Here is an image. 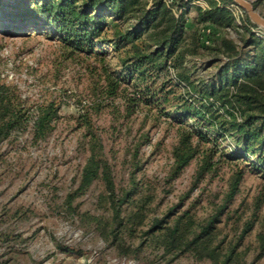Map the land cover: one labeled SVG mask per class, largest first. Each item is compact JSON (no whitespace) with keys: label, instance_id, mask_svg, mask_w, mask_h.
<instances>
[{"label":"trees","instance_id":"trees-1","mask_svg":"<svg viewBox=\"0 0 264 264\" xmlns=\"http://www.w3.org/2000/svg\"><path fill=\"white\" fill-rule=\"evenodd\" d=\"M193 1L0 0V32L44 33L66 49L65 59L94 57L100 67L91 72L103 82L106 96H120L133 108L155 106L178 123L171 177L189 164L200 143L211 144L201 167L208 170L218 139L225 136L234 142H228L225 156L254 157V168L264 171V37L254 32L257 26L245 12L236 22L231 0H202L204 6ZM260 1L251 2L255 10ZM173 8L182 11L175 15ZM190 9L192 23L185 17ZM228 30L237 31L241 43L227 38ZM204 55L197 66L193 58ZM60 107L52 99L32 102L15 84L0 79V148L26 131L32 143L44 141L60 118ZM80 121L88 155L77 186L64 198L68 211L75 212L74 200L100 181L99 202L109 215H90L87 221L121 255L136 254L145 245L174 258L188 254L214 264L237 262L238 243H225L217 223L238 179L224 204L206 218H197L190 208L152 217L153 195L138 191L133 177L128 188L116 189L101 138L84 115Z\"/></svg>","mask_w":264,"mask_h":264},{"label":"rangeland","instance_id":"rangeland-1","mask_svg":"<svg viewBox=\"0 0 264 264\" xmlns=\"http://www.w3.org/2000/svg\"><path fill=\"white\" fill-rule=\"evenodd\" d=\"M233 11L240 21L243 9ZM256 11L264 16V0ZM194 16L193 9L185 15L189 23ZM254 32L264 37V28ZM226 37L241 43L237 31L228 30ZM65 54L60 42L44 33L0 32V79L15 84L32 102L52 99L61 105L60 118L44 141L32 143L26 131L0 148V264H214L188 254L174 258L145 245L136 254L121 255L87 221L90 215H109L99 202L100 181L74 200L75 212L64 207L88 155L82 115L101 138L116 189L128 188L133 177L138 191L154 197L152 217L170 208L175 213L190 208L197 218H206L224 204L238 179L219 216V237L238 243L239 259L232 264H264V171L254 168L255 158L225 156L228 142H234L219 137L208 170L201 172V167L211 144L200 143L189 164L171 177L180 125L155 106L133 108L120 96H106L103 82L91 72L99 69L97 60L84 55L65 59ZM206 57L193 60L199 66Z\"/></svg>","mask_w":264,"mask_h":264},{"label":"water","instance_id":"water-1","mask_svg":"<svg viewBox=\"0 0 264 264\" xmlns=\"http://www.w3.org/2000/svg\"><path fill=\"white\" fill-rule=\"evenodd\" d=\"M238 7L243 9V11L248 16L249 20L254 23L257 27L264 28V17H262L247 0H231Z\"/></svg>","mask_w":264,"mask_h":264},{"label":"built area","instance_id":"built-area-1","mask_svg":"<svg viewBox=\"0 0 264 264\" xmlns=\"http://www.w3.org/2000/svg\"><path fill=\"white\" fill-rule=\"evenodd\" d=\"M168 3H169V2H168ZM193 3H197V4L202 5V0H194ZM202 6H204V5H202ZM230 7H231L232 9H234V8H240V7H238L236 4H234L233 2L230 4ZM173 12H175V9H174V8H173ZM178 13H179V11H178ZM178 13L175 12V15H177ZM237 23L240 24V21H237ZM205 43L207 44L208 41L205 40Z\"/></svg>","mask_w":264,"mask_h":264}]
</instances>
